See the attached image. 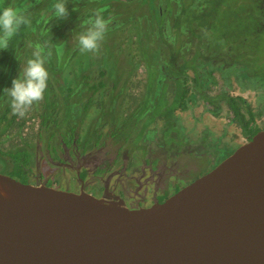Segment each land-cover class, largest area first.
<instances>
[{
	"label": "rangeland",
	"instance_id": "rangeland-1",
	"mask_svg": "<svg viewBox=\"0 0 264 264\" xmlns=\"http://www.w3.org/2000/svg\"><path fill=\"white\" fill-rule=\"evenodd\" d=\"M54 1L56 0H33L35 13L42 12L43 7L51 9ZM164 1L166 5L163 9L167 10L171 3L170 0ZM196 1L184 0L186 6L182 7V17H187L188 19L194 17L192 11H196ZM28 2L29 0H0V6L8 4L18 9L22 6L25 14L32 18L33 16L30 12L27 14L30 5H32ZM120 2L125 6L114 8V18L119 20L120 23L106 34L98 53H81L79 47H77L79 45L75 39L76 37H74V46L71 48L73 52H69L67 55L61 53V57L58 58L56 54L58 43H56L54 49H50L46 46L48 42L40 41L37 33H34L32 37L28 38L30 41L25 40L22 43L24 40L21 39L18 43L16 50L19 52L24 50L25 52H20L12 57L15 63L13 64L9 60L7 67L3 66L0 68V73L3 74L0 75V90H4L11 87L12 84V80H7L9 76L6 79V72L10 71L12 67H14L12 72L16 71V75L18 72H22L26 61L32 57L35 46L39 45L45 46L50 50L52 59L50 64L53 69L59 72V66L62 65L60 69L61 74H64L66 80L70 78L73 86L78 81V72L81 69H86L96 61H102V68L108 70L112 75L119 76L117 81L113 77L110 78L108 74L102 77L104 81H99L97 75L92 76L88 80L87 87L95 84L96 81V86L94 85L92 88L98 87V92L92 95L93 103L94 101H99L102 109L96 110L93 105L89 106L88 109L91 111H88L89 114L86 117L85 123H79V116L73 118L69 127L62 126L60 129L53 127L52 137H49L50 128H48V131L41 130V134H39V117H33L36 114L34 111L26 114L28 118L22 129L21 137L24 140H22L23 143L21 145L24 144V146L32 151L31 172L35 178L31 181L44 182L48 180L53 187L57 186L61 189L66 185L68 187L73 185L75 179L74 170L70 168L63 169L62 166H58L53 162L58 161V157H65L62 152V134H64V140H67V143H64L68 146L69 150L73 147L70 137H74L80 142H82L81 140H90L89 142L97 141V143H104L102 145V156L114 154L115 147L110 144L112 138L107 133L108 125L101 127V124L105 123V120L109 117V114L105 112L111 106V98L114 96L110 93H116L121 89H125L128 92L130 91L131 94H136L140 98L142 97L146 89V69L144 67V62L147 59L146 55H149V58H153L154 62L159 64L169 59V53L171 56L175 55L176 57L177 52L175 51L179 50L178 63L181 60H187L189 67L186 69V72L191 76H194V73L198 72L199 80L197 85L192 84L193 94L191 101L188 102V108L176 111V115L185 127L180 141H176L175 143L163 142L162 133H160L163 122L161 119L155 118L149 121L151 124L147 127V129L153 128L155 130L154 135L151 134L150 137L154 147L146 148L144 152L135 149L129 154L130 156H134V158H121L115 166L117 164L121 166L124 161L138 160L141 153L145 156L149 155V159L161 158V150L167 148L168 151L165 154L168 159L175 163L174 166H176L177 172L182 173V176H186L184 179L191 180L199 173L209 170L225 154L223 149H220L221 147L228 150L226 153L228 156L239 145L246 142L247 139L241 127L231 120L232 113L228 110L224 94L232 96L239 106H241V103L238 96L245 98L246 104L253 112L255 124L258 127L264 126V78L251 77L248 73L249 67L253 71H264V25L257 18L258 3L261 0H228L224 10L213 14V16L198 15V20L202 22L197 23L203 24V26L198 25L196 22L190 24V32L186 35L189 37L187 47L181 50L178 45H172L170 51L168 50V45L163 43L164 38L160 39L153 30V24L158 20L157 6L159 0H134L132 4H126L125 0H120ZM81 3V0H67L68 12L75 7L77 10L75 12L76 16L81 8ZM103 4L107 6L108 0ZM84 5L88 6V3ZM99 5L100 2L93 1L91 2L90 9H97ZM41 6V10L37 9ZM176 14L178 15L177 12ZM50 18L53 19V31L56 35V41H63V36L59 35L62 32L60 27L62 23L61 19H56L53 13L50 15ZM165 20L168 21V24H172L171 16H166ZM31 24L33 26V21ZM206 28L209 30L206 31ZM82 30L83 28L79 26V29H75V33ZM169 30L172 31V28L170 27ZM23 31L27 32L28 28H25ZM184 32L186 31L184 30ZM198 39L204 42V45H206L205 49L197 51ZM22 44L24 45L22 46ZM66 45L68 44L66 43ZM26 53H28L27 56H25ZM82 54L85 59L80 57ZM197 55L199 56L194 60L193 57ZM234 57L243 58L246 63L239 59L232 61L231 58ZM169 63L171 66L173 63L178 64L177 59L176 62L171 60ZM243 66H245V69L242 68ZM175 70L176 73H180L181 68L176 67ZM91 71L93 69H90L88 72L90 73ZM189 84H191L190 81ZM171 87L169 86L168 88L167 99L172 97L173 87ZM104 92L107 93L104 94ZM125 92H120L119 96H122ZM81 96L72 95L69 96L68 100L73 106L77 101V97ZM122 98L123 96L119 98L117 96L119 103L114 102L116 104L114 108L121 109L125 116L129 112L128 107L131 104V99L124 105V103H120ZM40 103L37 105L39 106ZM243 108L246 109L245 107ZM62 114L63 112L59 114V120L62 118ZM97 116L99 120L95 123L94 118ZM102 118L104 120L101 121ZM135 118L134 120L132 119L134 122L141 121L139 117ZM96 129H100V137L97 131H95ZM159 133L160 135H158ZM16 139L18 138L16 137ZM7 142L2 144L6 145ZM163 143H165V147L158 146V144L162 145ZM131 145L129 142L124 148H129ZM97 149L98 147L93 148L94 151ZM206 154L207 156H202ZM48 158L50 159L48 160ZM3 159H5V156L1 155L0 173L11 176L10 172H8L10 168H6ZM109 161L110 159L106 158V162Z\"/></svg>",
	"mask_w": 264,
	"mask_h": 264
},
{
	"label": "water",
	"instance_id": "water-1",
	"mask_svg": "<svg viewBox=\"0 0 264 264\" xmlns=\"http://www.w3.org/2000/svg\"><path fill=\"white\" fill-rule=\"evenodd\" d=\"M0 264H264V128L145 208L0 173Z\"/></svg>",
	"mask_w": 264,
	"mask_h": 264
},
{
	"label": "trees",
	"instance_id": "trees-1",
	"mask_svg": "<svg viewBox=\"0 0 264 264\" xmlns=\"http://www.w3.org/2000/svg\"><path fill=\"white\" fill-rule=\"evenodd\" d=\"M81 1V8L79 9L76 16L75 12L77 10L74 7L68 12L69 15L67 16V18L61 19L62 23L60 27L62 29V32L59 35L63 36V41L57 42L56 35L53 31V19L50 18V15L53 13L52 6L56 1L52 3L51 9H46L45 7H43L42 12L39 11L35 13L33 0H29L28 3L32 5H30V9L29 11H27V14L30 12L34 17L30 18L31 22L33 21V26H31V23L29 25L22 26L9 42L8 49H0V68H2L3 66L7 67L9 60H11L13 64L15 63L14 59L12 60V57L20 52H25L24 50H21L20 52L16 50L18 43L21 39L24 40L22 41V43L25 42V40L30 41V39L28 38L32 37L34 33H37L40 41L48 42L46 46L50 49H54L56 43H58L56 47V54L57 57L60 58L61 53L63 55H67L69 52H73L71 48L74 46V37H76L75 39L77 41V35L84 30L83 29L82 31H78L75 33V29H79V26L82 28L83 22L89 17L93 16L96 12L99 11L105 18H111L108 32L112 31L116 27V25L120 23L119 20L114 18V8L125 6L124 4H122V2H120V0H108L107 6L103 4L106 0ZM93 1H98V3L100 2V5L97 7V9L91 10L90 6L91 2ZM125 1L127 2L126 4H132L134 0ZM160 1L163 2L161 11L158 10ZM227 1L228 0H197L195 3L196 11H192L194 17L192 19H188L187 17H182V7L186 6L184 0H170L171 5L167 10L163 9L166 5L165 1L159 0L157 6L158 20L153 24L154 33H156L158 37H160V39H166H163V43L168 45L169 51L171 50L170 47H172V45H178L181 50L185 49L188 44L189 37H187L186 35H188L190 32V24L194 22H202L201 20H198V15L200 16L201 14H203L206 15V17H211L213 16V14L221 12L226 7ZM85 3H88V6L84 5ZM41 8L42 6L37 9L41 10ZM67 9L69 10V8ZM19 10L25 13V10L22 6L19 7ZM176 12L178 13V15L176 14ZM166 16H171V25L168 24L167 20H165ZM257 18L264 25V0H261V2L258 3ZM198 25L203 26V24ZM170 27L172 28V31L169 30ZM25 28H28L27 32L23 31ZM184 30L186 32H184ZM207 30L209 29L206 28V31ZM66 43L68 45H66ZM23 45L24 44H22V46ZM47 47L43 46L45 52L50 51ZM205 48L206 45H204V42H201L198 39L197 51ZM175 52H177L176 57L175 55L171 56V54L169 53V59L164 60L159 64H156L153 58H149V55H146L147 59L144 62V67L146 69V89L141 98L136 94H131L130 91L128 92L125 89H121L116 93H110L114 96L111 98V106L109 107L107 112H105L109 114V117L105 120V123H109L101 124V127L108 125L107 133L110 137L118 139L119 143L121 144L130 142L132 145H134V148H143V145L139 144V142L143 141L144 137L150 138L151 134L154 135L155 130L153 128L147 129V127H149L151 124V122L149 123V121H152L155 118L161 119L163 122L160 133H162V139L165 142H168L169 140L180 139L183 136L185 127L183 126L182 121H180V119L176 115V111L178 109L188 108V102L191 101L193 94L192 84L197 85L199 76L198 72H195L194 76L189 75L186 72V69L189 67L188 61L181 60V62L178 63L180 52L179 50H176ZM28 53H26L25 56H27ZM198 56L199 55L194 56L193 59L195 60ZM80 57L82 59H85L83 54ZM176 59L178 64L173 63L171 66L169 62L171 60H173V62H176ZM231 59L232 61L239 59L242 62L246 63L245 59L243 58L234 57ZM51 61L52 59L50 57V59L45 64L46 68L48 67L47 70L49 73V80L48 87L44 93V99L41 101L39 106L35 104L29 111H34L36 113L33 115V117H39V134H41V130L48 131V128H50L51 131L49 137L53 136V127L59 129L62 126L69 127L72 123L73 118H77L78 116L80 117L79 123H85L86 117L89 114L88 111H91L88 109L89 106L93 105L98 110L102 109V107L100 106L101 103L99 101H94L93 103L92 95L98 92V87L92 88V86L96 84V81L95 84L89 85L87 87L88 80L91 79L92 76L97 75L99 81H104L102 77L105 74H108L110 78L113 77L116 81L119 78L118 75H112L108 70L102 68V61H96L95 63L90 64L86 69H81L78 72V81L76 85L73 86L71 79L69 78L68 80H66L64 74H61L60 69L62 65L59 66L60 73L56 72V70H54L52 65L50 64ZM176 67L181 68L180 73H176ZM13 68L14 67H12L10 71L6 72V79L9 76L7 80H13L18 76L19 72L16 75V71L12 72ZM242 68L245 69V66H243ZM90 69H93V71L89 73L88 71ZM248 73L251 77L264 78V71H253L249 67ZM0 75L3 74L0 73ZM189 81L191 82V84H189ZM169 86L173 87V92L171 94L172 97L170 99H167ZM196 88H198V86H196ZM120 92H125V94H122L123 98L120 102L121 104L124 103L125 105L131 99V104H128L129 112H127L125 116L123 115L124 113L121 109L114 108V106H116L114 102H118L117 96L118 98L122 97L119 96ZM106 93L107 92H104V94ZM72 95H82L81 97H77V101L73 104V106L68 100L69 96ZM223 96L228 105V110H230L232 113L231 120L235 121V123H237L241 127L244 136H246V138H248L249 140L261 128L255 124L253 112L251 111V108L246 104V99L242 96H238L241 103V106H239L233 100L232 96H229L228 94H224ZM209 102L212 103L211 101ZM243 107L248 109V111H246V109H244ZM62 112V118L59 120V114H61ZM135 117H139L141 121L134 122L133 120L136 119ZM27 118V115L21 118L13 114L10 106V98L7 96L4 90L1 89L0 156H5V159H3L4 161H2L5 164L6 168H10L8 169V172H10L11 176L18 178L22 182H29L30 178L32 177V175L30 174L32 163L31 154L28 151V148L24 146V144L21 145V143H23L22 140H24V138L21 137V133ZM95 131H97V134L100 137V129H96ZM160 133L158 135H160ZM16 137L18 139H16ZM62 138L64 139V134H62ZM73 138L74 137H70V139L72 140ZM4 142H7L6 145L2 144ZM220 149H223V151L225 152V154L221 156V158H224L228 150L223 147H221Z\"/></svg>",
	"mask_w": 264,
	"mask_h": 264
},
{
	"label": "flooded vegetation",
	"instance_id": "flooded-vegetation-1",
	"mask_svg": "<svg viewBox=\"0 0 264 264\" xmlns=\"http://www.w3.org/2000/svg\"><path fill=\"white\" fill-rule=\"evenodd\" d=\"M162 5L163 2L160 1L158 10L161 11ZM95 109L97 110V108ZM94 119L95 123H97L99 117L97 116ZM260 128L263 129L264 126ZM81 141L73 138V147L69 150L68 146L64 143H67V140H61V143H63L62 152L65 157H58V161L53 162L58 166H62L63 169L70 168L75 172L73 187L66 185L62 189L76 193L86 192L105 200L121 201L123 205L130 209L145 208L155 203H162L176 191L212 169L227 156L215 162L216 164L209 170L199 173L191 180H186L184 179L186 176H182V173L177 172L176 166H174L175 163L168 159L165 154L168 151L167 148L161 150V158L149 159V155L145 156L141 153L138 160L124 161L121 166L118 164L115 166L121 158H134V156H130L129 154L135 149L144 152V149L154 147L151 138L144 137V140L139 142V144L143 145V148H134V145H131L129 148H124L127 143L121 144L118 139L112 138L110 144L115 147V152L111 156L101 155L103 152L102 145L104 143H97V141L89 142L90 140ZM176 141H180V139L169 140L168 142L175 143ZM163 142L165 141L163 140ZM158 146L165 147V143L162 145L158 144ZM94 147H98V149L94 151ZM28 151L32 158V151L29 149ZM202 156H207V154ZM106 158H109L110 161L106 162ZM30 174L32 175L29 180L30 183L51 185L48 180L44 182L37 180L31 181L35 176L31 171ZM170 187L172 188L170 189ZM57 188L61 189L59 187Z\"/></svg>",
	"mask_w": 264,
	"mask_h": 264
},
{
	"label": "clouds",
	"instance_id": "clouds-1",
	"mask_svg": "<svg viewBox=\"0 0 264 264\" xmlns=\"http://www.w3.org/2000/svg\"><path fill=\"white\" fill-rule=\"evenodd\" d=\"M52 11L56 19L67 18L69 15L67 0H56ZM30 23V17L18 8L8 4L0 6V49H8L13 36L22 26ZM110 23L111 18H105L99 11L85 20L82 24L84 30L77 35L79 51L98 53ZM50 57V51L45 52L42 46L37 45L32 57L26 61L22 72L12 80L11 87L4 89L10 98V106L14 115L25 117L33 105L44 99L49 80L45 64Z\"/></svg>",
	"mask_w": 264,
	"mask_h": 264
}]
</instances>
